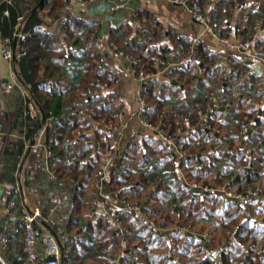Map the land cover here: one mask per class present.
Returning <instances> with one entry per match:
<instances>
[{
    "label": "trees",
    "instance_id": "obj_1",
    "mask_svg": "<svg viewBox=\"0 0 264 264\" xmlns=\"http://www.w3.org/2000/svg\"><path fill=\"white\" fill-rule=\"evenodd\" d=\"M182 1L189 7L199 5L221 39L235 34L244 41L253 40V49L264 59V34L255 37V27L260 22L264 27V0ZM68 2L45 0L38 10L41 0L0 4L3 40L10 39L13 45L16 26L21 17L25 20L26 41L18 46V76L50 124L47 144L42 149H32L28 157L26 184L36 190L40 200L38 227H46L57 236L66 252L65 264H120L119 256L127 252L132 254L130 264H216L214 253L220 248L229 250L222 255V264H264V123L255 110L245 115L247 119L244 116L235 122L227 114L222 117L223 105L216 99L220 97L218 88L223 85V75L216 66L215 53L200 42L191 55L192 43L185 35L165 28L157 14L140 6L134 7L133 23L114 31L110 44L123 53L128 67L136 72L157 75L168 67L175 53L188 61L184 67L168 71L170 78L185 86L176 94L178 100L186 99L178 107H168L166 100L157 96L159 84L155 80L148 83L143 96L148 105L155 106L147 110L145 118L182 143L188 158L179 160L157 138H132L123 158L129 165L109 170L104 181L105 191L108 189L112 198L106 203L108 213L92 214L102 202L96 180L107 158L116 153L114 142L118 136L110 130L102 137L99 130L90 131L93 121L120 127L122 101L114 90L122 76L94 51L75 87L69 92L68 88L58 89L62 80L57 77V72L62 75L60 63L75 74L80 60V51L74 47L77 33L64 12ZM7 10L9 16L4 14ZM136 23L139 26L135 28ZM83 34L86 42L94 44L97 40L95 31ZM133 60L137 64L133 65ZM246 61L241 60L237 65L239 74L232 76L235 90L229 107L237 110L248 99L264 100L256 73L243 80L252 70ZM196 62L205 69L203 78ZM52 69L56 70L54 74ZM105 85L109 89L105 95L89 94L90 90L103 91ZM5 104L7 113L2 112L0 102V123L8 117L11 133L16 132L11 148L7 146L3 153L6 173L10 175L24 161L42 120L29 114L28 102L19 88L10 92ZM86 109L93 114L92 121L78 113ZM2 125L4 134L7 128ZM245 128L250 133L243 134ZM186 133L188 140L181 138ZM67 137L74 140L73 148L69 147V140L65 143ZM75 156L78 161L73 160ZM53 175L63 182L62 190L75 203L73 210L67 207L51 212L50 198L57 188ZM224 184L227 190L242 197L249 195L248 191L261 189L259 197H249L247 202L252 204V214H247L243 201L223 199L216 193ZM193 185L203 191L196 192ZM205 186L213 189L204 191ZM43 195L45 198L41 199ZM124 200L138 205L140 212L119 210L112 214L110 204ZM5 220L0 221L1 228L6 225ZM115 220L121 222L124 235ZM200 224H205V231L208 225L212 226L210 244H204L205 250L200 248L203 230H195ZM218 224L221 230L214 229ZM15 225L16 233L15 228L5 231L10 238L7 254L15 264H21L25 260V224L21 220ZM166 231L171 233L166 235ZM234 242L237 252L232 248Z\"/></svg>",
    "mask_w": 264,
    "mask_h": 264
},
{
    "label": "crops",
    "instance_id": "obj_2",
    "mask_svg": "<svg viewBox=\"0 0 264 264\" xmlns=\"http://www.w3.org/2000/svg\"><path fill=\"white\" fill-rule=\"evenodd\" d=\"M118 1L123 2L125 0ZM132 2L138 3L140 4V7L157 14L165 28L180 32L181 34L186 36L187 40L188 36H195L199 38V43L202 42L208 50L215 53L217 58L216 66H219L220 71L223 75V85L218 88L220 97H218V99L215 98L216 103H218L217 100H219L221 101V105H223L221 106L222 117L228 115L229 117H231L232 121L235 122L241 118L243 119L245 115H249L255 110V114L259 116L261 121H263L264 123V100L261 102H257L253 98L248 99L244 106L242 105L243 107L239 110H237L234 106L233 108L229 107L230 99L232 97L231 94H233V91L235 90V86L232 85V76L235 77L236 75L232 74V69H237V65H239V63L243 59H246L247 64L251 67L252 70L255 71L258 84L260 83V88H263L262 92H264V63L261 61L248 59L233 47L235 44L243 41V37L234 34L228 39H221L220 37L219 39L215 38L212 33L207 31L202 24L195 22L192 19L188 6L184 4L173 3L170 0H130L129 7L116 11L112 10V3L109 0H69L64 9V12L67 16H69L71 26L77 33L75 37L76 42L74 47L75 51H80V60L78 64V70L75 74H72L74 72L67 71V68L63 67L65 66L64 63H60L62 75L59 76V72H57V77L59 79L61 78L62 80L59 81V83L61 84H57L58 89L68 88L69 92L71 87L74 88L76 83L82 79L85 68L84 65L90 60L94 51L100 54L104 60V63L107 64L113 71L118 73L120 77L122 76L114 90L118 98L122 101V107L119 108V112L121 114V124L120 127H118V131L112 132L114 135L118 136V138L115 139V142L119 141L120 148H126L127 145H129V143L131 142L132 138L142 140L144 136H148L150 138H157L158 140L162 141L150 130L143 127L140 124V120L138 118L132 116V113L135 112L139 106L138 92L140 84L129 71L130 68L128 67L127 60L123 56H121L114 48H112V45L110 44V39L112 38L114 31L124 27L127 23H133V16L135 11L134 7L136 6H133ZM48 7H50V3L48 4L47 8ZM63 17L65 18V16ZM135 25V28L139 26L138 23H136ZM91 31H95L97 34V40L94 42V44L92 42H86V39L84 40L83 37V33ZM222 40H227L228 44L224 43ZM6 47L7 44L5 40L0 37V81L3 82L10 81L18 76V62H8L3 56ZM171 60L181 63L180 65H182L183 67L188 64V61L182 59L177 53L172 56ZM71 62L72 61L69 60L68 64H71ZM198 63L200 64V61ZM198 63L196 62V65ZM199 64L197 65L198 68ZM49 68L50 66L48 65V69L46 71H48ZM171 69L172 68L169 67L164 68L157 74V77L154 78V80L159 84L157 88V96L159 97L160 95L163 100H166V103L168 107L170 106V108L176 106L178 107L183 101L186 100L185 97L182 100L177 99V92L184 91L185 86L181 85L176 78L173 79L169 77L170 72L168 73V71ZM54 72H56V70L52 69L53 74ZM199 75L201 78H203L204 76V74H201V68H199ZM51 87L52 85L48 86L49 89H52ZM247 90L248 87L246 89V92ZM10 92L12 91H7L4 94V98L0 97V102H2L3 105V113H7L8 111L5 104V98H8ZM226 105H228V107ZM71 106V108L74 109V106ZM243 111H246V113H241ZM247 118L248 116H245L244 119ZM2 122L3 123L1 124H4L5 128H7V132H5L7 134L0 135V147L7 143L10 149V144L16 136V132L11 133L10 120L8 117ZM93 123L94 124L90 131L91 133H95L99 130V134L102 137L104 133L106 134V132H109L108 128L102 122L93 121ZM97 123H101V125L97 129H95L94 127ZM49 126V122H47L46 120L42 121L37 135L34 139L31 140L29 146L33 143V141H36L37 144L34 147H29L24 161L22 162L23 164L27 163L32 149H42L43 147H45L49 139L47 132ZM188 135L189 134L186 133L183 135L184 137L181 138L184 139L186 137L188 140ZM68 140L69 137L66 138L65 143H67ZM70 141L73 143L74 140H69L68 142L69 147H72L73 145ZM174 155L176 154L174 153ZM26 167L27 166L25 165L23 173L24 183L26 186L31 187L30 185L26 184ZM118 167L119 164L118 161H116L110 167V170H115ZM7 171L8 168L6 167V161L3 155L2 157L0 155V221L6 219V225L3 228L0 227V237L9 228H15L14 233L17 232L18 229L15 224L18 221L22 220L23 213L26 209L25 205L23 204V200L17 190L16 173H12L9 175L8 173H6ZM57 180H53L54 185L57 186L55 194H63L69 200L67 191L62 190V185H64L63 182ZM108 193L109 190L106 189L105 203L112 201V198H110ZM44 196L45 195H43L41 199L45 198ZM31 200L33 201L32 204L36 205L41 210V205L39 202L40 200L37 197L32 198ZM11 201H16V207L13 208L10 213H7L6 209ZM105 203L104 201H102L98 206L99 208L97 209V211L102 212ZM164 233L166 235H169L171 231H166Z\"/></svg>",
    "mask_w": 264,
    "mask_h": 264
},
{
    "label": "built area",
    "instance_id": "obj_3",
    "mask_svg": "<svg viewBox=\"0 0 264 264\" xmlns=\"http://www.w3.org/2000/svg\"><path fill=\"white\" fill-rule=\"evenodd\" d=\"M77 1H85V0H77ZM112 3V10H120L125 9L130 6V0H125L123 2H119L118 0H109ZM173 3H179V4H186L185 1L182 0H170ZM188 1H194V0H188ZM1 2H7L10 3V0H0ZM189 12L192 16V19L195 22H198L202 24L207 31L211 32L212 35L219 39V35L217 32L214 31L210 20L204 15L202 8L199 5H194L193 7H189ZM5 16H9L10 12L7 10L5 11ZM25 20L21 17L19 20L18 25L16 26L15 32H14V40L17 39L18 46L19 44H22L26 41V35L23 32ZM256 34L255 37L260 36L264 34V27L262 26L261 22L255 27ZM188 40L192 43V47L190 50V54L192 55L193 49L196 46V44L199 43V38L195 36H188ZM224 43L228 44L227 40H222ZM7 47L4 50L3 56L5 60L8 62H14V49L12 45V41L10 39L5 40ZM254 41H241L237 44H235L233 47L235 50L246 56L248 59L251 60H257L264 63V59H262L253 49ZM116 50V47H113ZM17 53H18V47H17ZM121 56L124 57L122 52H119ZM132 64H137V61H132ZM181 63L171 60L168 63L169 68H175L178 67ZM131 74L138 80L140 84L139 92H138V109L132 113L133 117H136L140 120V124L150 130L154 135L158 136L164 143H166L177 155L179 160H184L188 158V153L184 149V145L182 143H179L175 138H171L167 132L162 129L160 126L155 125L154 123L149 122L145 118V114L147 110L151 111L154 109L155 106L148 105L144 96V93L147 91L148 83L154 80V78L157 77L156 74H149L145 71L141 70L139 72H136L132 68L129 70ZM205 69L201 68V74H204ZM232 74L238 75L239 70L234 68L232 69ZM255 74L254 70H251L247 72L243 76V80L249 79V77L253 76ZM19 88L25 98V100L28 102V109L29 114L33 118H40L43 120V110L39 107L37 102L32 96L31 91L25 86V84L22 82V80L16 76V78L3 82L0 81V97L4 98V94L7 91H13L14 89ZM107 85L104 86L103 91L100 90H90L89 94L91 96H98L100 94H104L108 91ZM261 91L263 88L260 89ZM81 116H87L91 120L94 119L93 114H89V110H82L78 112ZM46 120V119H45ZM101 123H97L94 127L97 129ZM108 130L111 132L118 131L117 127L109 126L107 127ZM3 125L0 123V135L3 134ZM250 133L249 128H245L243 131V134ZM5 135L7 133H4ZM23 138V136L21 137ZM33 144V145H32ZM29 147L36 146V141H33ZM73 144V143H72ZM99 147L98 144L93 143ZM116 148V153L110 155L101 172L99 173V178L96 180V188L99 191L100 197L102 201H105L106 195H105V187H104V181L107 177V174L110 170V167L118 161L119 166L127 167L129 164L124 161L125 152L127 150L126 148H120L119 147V141H116L114 143ZM8 146L7 143H5L3 146L0 147V155L2 157L3 152L5 148ZM74 161H78V157H73ZM24 167L25 165L22 163L17 172V190L19 192L20 197L23 200V204L25 205L26 209L22 216V221L25 224V260L21 264H64L65 263V256L66 252L63 250L60 241L58 240L57 236L52 233L50 230H48L46 227H38V221L41 216V210L36 205L32 204V198H36V190L26 186L24 183ZM57 176L53 175V180H57ZM192 188H198V185H193ZM253 193H249V197L253 196ZM231 197V196H230ZM248 197V198H249ZM235 201H244L245 204H247L248 199L244 198L242 196H236L235 194L232 197ZM105 203V202H104ZM50 204H51V212H57L58 210L64 209L69 207V209L73 210L75 207V203L73 201H69L63 194H55L50 198ZM16 207V201H11L6 209L7 213H10L13 208ZM111 212L114 214L115 212L119 210H125V211H131V212H140L141 208L136 204H131L130 202L124 200L122 202H117L114 204H111ZM107 206L106 203L103 206V211L99 212L96 209L92 211L93 215H100V214H107ZM117 223V227L122 235L126 233V231L123 229L122 224L120 221L115 220ZM152 226H154V223H152ZM76 238V237H75ZM172 242V240H170ZM10 246V238L8 233H4L0 237V264H15L10 257L8 256L7 252L9 250ZM132 259L131 252L124 253L119 256V263L120 264H130V260ZM220 264V260L217 262Z\"/></svg>",
    "mask_w": 264,
    "mask_h": 264
},
{
    "label": "rangeland",
    "instance_id": "obj_4",
    "mask_svg": "<svg viewBox=\"0 0 264 264\" xmlns=\"http://www.w3.org/2000/svg\"><path fill=\"white\" fill-rule=\"evenodd\" d=\"M24 165H26L27 167L26 168H28V164L26 163H24ZM25 168V169H26ZM205 180V179H204ZM206 181V180H205ZM209 186H211V185H209ZM214 187V186H213ZM211 189H213L212 187L211 188H208V186H205V188H204V191H211ZM218 189V188H217ZM260 188H258L257 190H255V191H248V193H253L252 195L253 196H251V197H259L260 196ZM215 191V190H214ZM216 193L218 194V195H220V196H222L223 197V199H231V200H234L232 197H233V195L235 194L234 192H232V191H230V190H227V187H225V184L222 186V188H219V190H216ZM231 196V197H230ZM237 196V195H236ZM249 195H247V196H245L244 198H247L248 200H249ZM237 202H238V200H236ZM244 202V201H243ZM250 202V201H249ZM244 205L247 207L246 208V212H247V214H252V204H249V203H247V204H245L244 203ZM205 213V212H204ZM203 225H205V224H200V227H198V229H195L196 231L197 230H199V228H200V230H203V231H201L200 232V230H199V232H200V239H201V245H200V248H201V250H205V246H204V244H206V245H208V244H210V236H209V234H210V232L212 231V229H211V225H208L209 226V229L208 228H205V229H207V231H205L204 230V226ZM220 224H218V226L216 225V226H214V229H219V230H221V225L219 226ZM211 226V227H210ZM152 227H156V225H154V226H152ZM194 233H196V234H199L198 232H194ZM170 240H172V239H170ZM237 241V240H236ZM261 247V246H260ZM232 248H233V250H235V252H237V249H238V247L236 246V242H234V244H233V246H232ZM229 251V250H228ZM226 249H223V248H220V249H217L216 251H215V256H214V258H215V262H216V264H219V263H217L219 260H220V264H222L223 263V259H222V255L224 254V252H228ZM238 251H239V249H238ZM245 251H246V249H245ZM263 251H264V246H263ZM247 252L248 251H246V254H247ZM249 252H250V250H249ZM230 253V252H229ZM247 257L248 258H250L249 257V255L247 254Z\"/></svg>",
    "mask_w": 264,
    "mask_h": 264
},
{
    "label": "water",
    "instance_id": "obj_5",
    "mask_svg": "<svg viewBox=\"0 0 264 264\" xmlns=\"http://www.w3.org/2000/svg\"><path fill=\"white\" fill-rule=\"evenodd\" d=\"M44 1L45 0H41V3L39 4V6H38V8L36 9V10H38L41 6H42V4L44 3ZM132 4L133 5H135V6H140V4H138V3H134V2H132ZM35 10V11H36ZM17 47H18V41H17V39H15L14 40V46H13V49H14V61L15 62H18V53H17ZM46 116H45V113H44V111H43V120L45 121V118ZM33 145V144H32ZM29 155V154H28ZM195 191L196 192H202L203 190H202V188H195Z\"/></svg>",
    "mask_w": 264,
    "mask_h": 264
}]
</instances>
